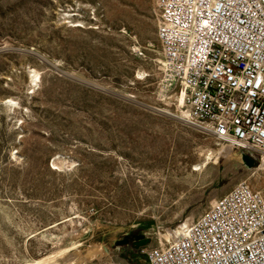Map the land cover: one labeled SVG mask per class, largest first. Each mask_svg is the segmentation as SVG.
Returning <instances> with one entry per match:
<instances>
[{"label":"rangeland","instance_id":"1","mask_svg":"<svg viewBox=\"0 0 264 264\" xmlns=\"http://www.w3.org/2000/svg\"><path fill=\"white\" fill-rule=\"evenodd\" d=\"M158 25L155 0H0V264H143L238 184L264 196L256 152L184 120Z\"/></svg>","mask_w":264,"mask_h":264},{"label":"built area","instance_id":"2","mask_svg":"<svg viewBox=\"0 0 264 264\" xmlns=\"http://www.w3.org/2000/svg\"><path fill=\"white\" fill-rule=\"evenodd\" d=\"M165 79L184 120L264 161V0H155ZM143 264H264V196L240 183Z\"/></svg>","mask_w":264,"mask_h":264},{"label":"bare ground","instance_id":"3","mask_svg":"<svg viewBox=\"0 0 264 264\" xmlns=\"http://www.w3.org/2000/svg\"><path fill=\"white\" fill-rule=\"evenodd\" d=\"M183 99V97H182ZM184 114V113H183ZM228 148L227 146L223 147L222 150L226 151V153L229 155V152L227 151ZM231 148V147H230ZM191 227V224L186 221L185 223H183L178 229L174 230V231H169V235L171 238H173L174 241L178 240L179 236H181L182 234H186L187 231L189 230V228ZM184 236V235H183ZM182 237V236H181ZM170 239V238H169ZM103 253V252H102Z\"/></svg>","mask_w":264,"mask_h":264},{"label":"water","instance_id":"4","mask_svg":"<svg viewBox=\"0 0 264 264\" xmlns=\"http://www.w3.org/2000/svg\"><path fill=\"white\" fill-rule=\"evenodd\" d=\"M45 60H46V59H45ZM115 94H117V93H115ZM117 95L122 96V97L127 98V99H131V98H129L128 96L123 95V94H117Z\"/></svg>","mask_w":264,"mask_h":264},{"label":"trees","instance_id":"5","mask_svg":"<svg viewBox=\"0 0 264 264\" xmlns=\"http://www.w3.org/2000/svg\"><path fill=\"white\" fill-rule=\"evenodd\" d=\"M246 160L248 161V162H250V159L246 156Z\"/></svg>","mask_w":264,"mask_h":264}]
</instances>
